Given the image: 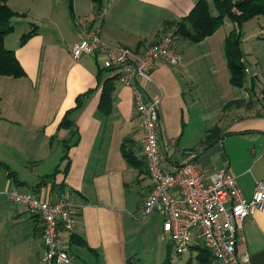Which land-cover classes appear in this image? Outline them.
<instances>
[{
  "label": "crops",
  "instance_id": "crops-1",
  "mask_svg": "<svg viewBox=\"0 0 264 264\" xmlns=\"http://www.w3.org/2000/svg\"><path fill=\"white\" fill-rule=\"evenodd\" d=\"M66 1L7 2L19 16L12 19L14 30L3 42L25 74L0 76V165L13 179L8 177L0 196L15 186L51 201L68 194L76 206L74 234L85 242L70 244L68 237L71 264H135V257L147 256L128 245L136 230L156 235L155 243L157 237L162 241V219L141 214L151 181L132 89L114 79L110 113L98 109L102 84L111 75L101 69L99 59L75 60L70 53L81 38L76 19H93L97 8L90 0H73L69 9ZM195 2L102 0L100 38L109 46L143 51L165 30H172L169 23L186 16ZM31 24L37 33L21 44ZM92 26L97 24L92 21ZM233 29L225 19L199 43L174 38L172 48L181 55L180 64L159 62L151 81L143 86L146 97L160 98L157 131L162 169L173 172L189 158L208 174L225 168L249 198L255 183L264 181V86L257 65L250 68L244 58L243 88L230 84L223 46ZM65 117L71 123L68 128L61 127ZM214 127L220 129V139L204 148V136ZM6 205L1 206L0 226L14 233V245H25L28 260L37 255L40 259V221L21 205ZM242 233L244 242L237 253L246 255L243 264H264V213L254 211L246 218ZM163 242L158 249L154 246L150 264L164 261L162 250L171 245Z\"/></svg>",
  "mask_w": 264,
  "mask_h": 264
},
{
  "label": "built area",
  "instance_id": "built-area-1",
  "mask_svg": "<svg viewBox=\"0 0 264 264\" xmlns=\"http://www.w3.org/2000/svg\"><path fill=\"white\" fill-rule=\"evenodd\" d=\"M104 7L93 19L77 18L81 38L71 47L72 58L99 59L101 69L132 89L136 113L142 128V152L151 190L143 201L141 214H157L162 219V241H168L178 255L200 247L218 264H243L237 248L244 242L243 221L254 211L264 213V181L255 183L246 197L236 177L227 169L208 174L193 158L184 160L173 172L161 167L158 144L160 98L146 97L145 82L159 62L177 64L181 56L172 48V33H164L143 51L113 47L104 43L98 25ZM92 21L97 24L93 28ZM9 202L21 205L41 225L44 264H71L68 237L76 225V206L68 194L56 201L38 198L15 186L5 193Z\"/></svg>",
  "mask_w": 264,
  "mask_h": 264
},
{
  "label": "trees",
  "instance_id": "trees-1",
  "mask_svg": "<svg viewBox=\"0 0 264 264\" xmlns=\"http://www.w3.org/2000/svg\"><path fill=\"white\" fill-rule=\"evenodd\" d=\"M90 1L96 6L97 11L101 8L102 0ZM7 2L8 0H0V76L19 78L24 76V70L17 60L15 53L12 50L5 48L3 42L4 37L12 33L14 30L12 19L19 16L18 13L9 8ZM72 3L73 0H69V9H72ZM213 10L215 11V14H213ZM259 16L264 17V0H212V3L209 2V0H196L186 16L176 22L169 23L168 28L172 30H165V33H172V40L177 37L196 44L213 35L215 31L223 25L224 20L228 19L233 24L234 29L229 32L224 41V58L230 75V84L233 87L240 89L243 88L245 83V65L243 63L242 51L240 48L242 36L240 27L245 22ZM36 33L37 27L31 24L30 29L21 36L20 43L24 44L32 36L36 35ZM180 62L175 65L180 64ZM113 82L114 78L110 77L102 84L98 109L105 115H108L111 111ZM253 83L254 81L252 79L250 86L252 89L254 88ZM261 94L264 99V89L261 91ZM80 103V100L77 101L76 106H80ZM69 125H71V123L65 117L61 122V127L68 128ZM219 133L220 129L218 127L210 129L205 134L202 142L204 148L217 142L220 139ZM127 157H129L130 160L131 157ZM68 163L69 160L66 163L65 169H67ZM0 168H2L1 165ZM8 177H12L11 173H8ZM73 243L79 245L85 244L81 237L74 234V232L70 235V244ZM197 259L200 264H206L211 260V256L205 249L200 248L197 254ZM162 264L177 263L172 262L171 258L167 257Z\"/></svg>",
  "mask_w": 264,
  "mask_h": 264
},
{
  "label": "rangeland",
  "instance_id": "rangeland-1",
  "mask_svg": "<svg viewBox=\"0 0 264 264\" xmlns=\"http://www.w3.org/2000/svg\"><path fill=\"white\" fill-rule=\"evenodd\" d=\"M67 1L68 5L69 0ZM209 2L212 3V0H210ZM213 14H215L214 10ZM260 31L262 32V35H259ZM240 32L242 35L240 42L242 56L244 60H246V65L250 68H255L257 65L256 71L259 73L258 78L261 80L260 85L264 86V17H255L245 22L241 25ZM248 93L250 94L249 91ZM209 97L210 99L214 100L212 95H209ZM219 109H221V107ZM4 168L5 166H2V168H0V193H3L2 189H4L7 182L9 181L8 173ZM11 180L13 182L12 178ZM4 192L6 193L7 191ZM6 204L13 205L7 201L6 195L0 196V222L4 220V218L2 217L3 213L1 206L5 205L7 207ZM151 217L154 216L152 215ZM135 218L139 219L137 215L135 216ZM15 235L17 238L16 232ZM135 235V238H132L128 244L130 249H138L139 252H141L140 254L147 255L146 257H138L139 255L135 257V264H150L154 259V246L156 245V248L158 249L160 243L164 244L165 242L160 241L159 237H157L158 242L155 243L154 239L156 238V235H152L150 233L148 235H144L140 230H136ZM133 239H135L134 242L132 241ZM14 240V233L10 232L9 229H3L0 226V264H44L43 256H41L39 259L37 255V257H31V259L28 260L24 251L25 245L22 243L21 246L18 247L14 245ZM67 250L72 255V251L69 249V247ZM199 250L200 248L196 247L194 250H187L182 255H178L175 252L173 246H170V248L166 247L165 250L163 248L162 255L171 258V261L176 262L177 264H200V262L195 258ZM156 253L158 254V252ZM206 264H218V262L211 259Z\"/></svg>",
  "mask_w": 264,
  "mask_h": 264
}]
</instances>
